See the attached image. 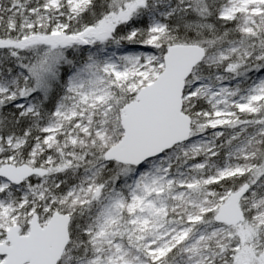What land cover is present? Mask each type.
<instances>
[{"label":"snow or ice","instance_id":"6c2138e0","mask_svg":"<svg viewBox=\"0 0 264 264\" xmlns=\"http://www.w3.org/2000/svg\"><path fill=\"white\" fill-rule=\"evenodd\" d=\"M0 264H264V0H0Z\"/></svg>","mask_w":264,"mask_h":264}]
</instances>
